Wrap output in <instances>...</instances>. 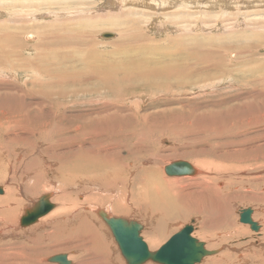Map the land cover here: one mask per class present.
Returning a JSON list of instances; mask_svg holds the SVG:
<instances>
[{"label":"rangeland","instance_id":"1","mask_svg":"<svg viewBox=\"0 0 264 264\" xmlns=\"http://www.w3.org/2000/svg\"><path fill=\"white\" fill-rule=\"evenodd\" d=\"M46 1L48 0H22L21 2L0 0V29L21 43L20 48L16 50V57L12 59L13 63L21 64L23 60L30 63L41 52L43 55H47L46 61L51 62L56 58L54 53L59 54L57 52L59 51L62 55L71 56L69 60L63 62L64 66L75 63L78 65L77 67L86 65V68L94 69L101 59L104 61L102 67L112 66L116 70H120L121 66L129 65L130 61H139L140 59L142 61L146 58L149 60L150 56L159 58L160 52L167 55L174 52L179 56L178 60L163 62L162 66H157V68L164 70L168 67H181L183 71L138 80L134 82L135 87H131V84H126L127 88L125 85H120L123 83L111 84L109 87L111 90L103 91L97 89L98 84L93 81L78 83L76 81L51 80L31 68L29 71V68H18L15 64L12 67L9 62L0 64V113H4L6 116L4 117L6 119L2 120L1 118L0 122V185H4V179L7 177L6 181L11 182V186L17 191L16 199L19 201L12 212L14 220L8 219V222L12 226L14 224L17 226L22 214L21 209L33 205V202L47 191L54 190L53 195L57 193L53 198H50L55 205L54 211L40 218L35 225H31L29 228L17 230L18 233L13 230L15 234L17 233L15 240V243L18 242L17 247L25 243L28 240L25 238L30 237V231L45 223L47 218L49 220L46 221V225L51 224L50 222L54 218L59 219L53 214L60 210L61 202L54 197L56 198L64 190L67 193L65 196L70 197L66 196L64 202L70 206H76L74 211H68V216L72 215V211L78 210L79 215L87 213L94 218L91 219L92 224L99 225L97 227L101 234L106 233L108 237L110 236L112 245L119 256L120 264H125L110 231L103 221L94 214V210L101 209L98 208L100 205L104 210L113 212V206L108 205L111 198L104 191L110 190L125 178L133 177V174L127 177L124 166L128 167L125 164L116 166L117 170H121V172H118L119 177L115 178L112 177L113 171L106 168L93 170L83 166L81 171L89 169L83 172L84 178L80 177L78 173L68 174L61 167L69 161L67 158L70 154L69 148L77 147L80 144V137L74 130L82 131L93 125L90 117L81 114L80 111L85 110L83 112L86 114L91 109L101 108L124 111L123 115L127 114L126 121L130 123V135L143 137L141 145L144 149L140 152V158L161 157L162 161L164 159L162 168L172 162L183 161L198 170V174L192 177H168L162 171V178L154 177L156 181L160 180L158 185L161 189L172 187L176 190L179 187H188L187 190H190L193 181H200L202 177L208 178L201 184L202 186L215 187V184L218 183L222 194L228 197L226 211H228L229 217L223 222H225L224 224L229 223L232 228L227 230L220 228L222 225L217 223L219 220L217 213L213 212L211 215L209 211L199 214V216H197L198 213L191 215L186 221H182L181 216L186 212L185 205L195 206L192 204L193 202H201L198 196L181 197L176 200L179 205L176 213L178 216L169 223L162 237L158 239L155 245L157 249L151 248L153 244L152 242L150 244L146 236L150 225H147L137 214L135 216L136 210H128L125 212L126 214L119 216L114 215L115 218L134 220L139 223L143 227L141 237L151 252L158 250L174 234L194 220L193 233L196 238L206 244L209 243L207 246L211 244L212 248L208 247V249L216 251L220 249L218 255L211 256L205 263L216 264V261L210 263V259L214 258L219 259L217 264H264V202L256 200V197L264 194V3L253 8L257 0H221L220 5L204 10L194 9V7L180 9L160 7L166 3V0H164L165 2L154 0V6L148 9L134 8V5H131L133 0H129L127 4L130 5L123 9H120L114 0H86L87 2H83V6L81 2L84 0H59L61 3L57 6H54V2H51L52 5H50ZM172 1L176 3L175 0ZM233 1H238L240 5L231 7L230 2ZM143 2L147 3L148 0H143ZM223 3L224 6H222ZM243 3H250V5L242 7ZM42 6L44 7L42 8ZM133 10L137 12L135 13ZM141 10L144 11L141 12ZM145 10L148 12L146 13ZM81 11L83 12L81 13ZM56 12L60 15L58 16ZM188 12L190 13L188 14ZM76 13L80 15H76ZM106 13L108 14L107 19L103 18ZM111 13L112 16L116 13V18L112 16L109 18ZM249 13L251 14L249 15ZM247 14L248 17H246ZM26 15L31 17H26ZM119 15L122 16L118 17ZM137 16L143 17L141 21L137 19L139 18ZM117 18L122 19L117 21ZM249 18L252 19L249 20ZM182 19L184 20L182 21ZM108 20L109 22L116 20L118 23L120 21L119 26L117 25L119 28L108 27L109 25L101 26V24L108 23ZM161 21L162 23H160ZM103 32L112 34L113 38L102 39L99 35ZM0 35L4 34L0 33ZM27 35H31L34 39L30 40L26 37ZM119 36H123L125 40L122 41L130 43L131 47L121 49L119 45L121 42L116 45L117 41H121ZM62 38L65 39L62 40ZM72 38L84 40L88 45L81 46L78 43L79 46L75 47ZM191 42L201 46L197 49L200 57L201 52L202 54L210 52L209 63L205 61L202 64L183 63L187 60L185 57L187 49L182 46ZM44 44L47 48L44 47V50L38 48V45L42 48ZM5 49L14 50V46L10 43V45H5ZM196 53L198 52L196 51ZM156 54L157 56H155ZM165 60L160 59V62ZM72 68L76 70V67ZM54 72L57 73L55 69ZM92 72L88 73L92 74ZM66 75L70 74L64 76ZM251 80L253 81L251 82ZM3 90L8 92L4 93ZM93 90H99V92L94 93ZM71 91L85 92V94L63 98L62 92ZM44 92L51 95L45 101L46 109L35 108V103L42 101ZM96 124L100 123L94 125ZM41 127L42 129H38ZM45 129H47L45 138L40 134L36 135L40 132L39 130ZM135 129L138 132H135ZM55 130L58 131V135L48 140ZM144 130L143 134L139 133ZM33 133L35 135L32 136ZM73 138H76L75 142H67L63 145L66 140ZM114 142L120 141L115 140ZM89 143L90 141H87L84 145L88 147ZM93 143L97 148L106 143V140L95 139ZM119 151L122 156H126L124 149L119 148ZM65 152H68L67 156ZM16 153L19 155L15 156ZM90 155L93 158H98L96 152L90 153ZM146 165H148L147 162ZM43 166L50 167L51 171L44 172ZM116 167L112 169H116ZM78 172H80L79 169ZM157 177H160V174ZM51 179L55 182L45 186V183ZM181 180L187 181L181 182ZM83 181L85 182L84 188H93L94 191L98 188L101 193L95 192L93 198L85 197L82 202L77 197ZM57 185L61 188L59 192L55 190ZM120 187L122 186L120 185ZM132 189L136 195V186L132 185ZM199 190L200 185H197L194 191ZM18 191L21 192L20 195ZM82 193L84 192L82 191ZM3 195L5 194L0 197ZM197 195H204L208 199L215 197L212 192L206 193L205 191ZM138 201L137 198L136 202L138 203ZM114 203H118V201ZM209 203L211 204V201L208 200L206 204ZM247 208L252 209L253 221L260 226L261 230L258 232L251 231L248 225L245 226L239 222V212ZM213 210L215 211V209ZM50 230L51 228L48 227L47 231ZM207 239L210 242H207ZM255 239L258 242H255ZM1 240V248L11 247V245H7V238L4 237ZM61 241V239L56 242L45 240L41 244L24 245L23 249L26 250L30 259L27 264H52L46 262L47 259L59 254H66L72 264H76L73 259L76 255L75 251L66 248L64 242ZM13 242L14 240L11 239V243ZM62 247L64 248L61 249ZM219 256L224 260L220 261ZM230 256L235 257L234 260ZM206 259L208 257L204 258L200 264H204ZM242 260H246V262H241Z\"/></svg>","mask_w":264,"mask_h":264},{"label":"bare ground","instance_id":"2","mask_svg":"<svg viewBox=\"0 0 264 264\" xmlns=\"http://www.w3.org/2000/svg\"><path fill=\"white\" fill-rule=\"evenodd\" d=\"M16 1H18V2L20 1L21 2L22 0H16ZM27 1H29V0H27ZM39 1H42V0H39ZM85 1L86 0L81 2L82 6H83V2L84 3L87 2V1L86 2ZM89 1H91V0H89ZM94 1H97V0H94ZM115 1L118 3L116 5L120 9L126 8L127 5H130V4H127L129 0H114V2ZM160 1H162V0H160ZM51 2L52 3L54 2V6L55 5L57 6V4L61 3V1H59V0L58 1H56V0H51V1L48 0V1H46V3L52 5ZM175 2L176 3H174V1H172V0H166V3L162 4V6H160V7H165L164 9H166V8H168V9L179 8L180 9V8H189V7L193 8L194 7V9L198 8V9H204L205 10L207 8L209 9L210 7H214L215 5H220L222 3L221 0H215V1H213V0H202V1L201 0H177L176 1L175 0ZM72 3H70V4H72ZM88 3H90V2H88ZM260 3H264V0H260V1L257 0L255 5H253L254 6L253 8H256ZM20 4H22V3H20ZM154 4H155L154 0H148L147 3L143 2V0H133L131 5H134L133 7L134 8L137 7L138 9H148V8L154 6ZM170 5H172V6L170 7ZM224 5L225 4L223 3L222 6H224ZM230 5H231V7L232 6L233 7H238L240 5V3H238V1H233V2H230ZM247 5H250V3H243L241 6L245 7ZM28 6H30V5H28ZM43 7L44 6H42V8ZM249 7H247V8H249ZM128 8H132V7H128ZM156 8H158V7H156ZM37 9H40V8H37ZM37 9H34V10H37ZM151 10H152V8H151ZM190 10H188V11H190ZM131 11H132V9H131ZM133 11L135 12V10H133ZM143 11L144 10H141V12H143ZM82 12L83 11H81V13ZM147 12L148 11H146V13ZM201 12H202V10H201ZM256 12H257V10H256ZM39 13H42V12H39ZM189 13L190 12H188V14ZM252 13L254 15V12H252ZM77 14L78 13H76V15ZM139 14H141V13H139ZM250 14L251 13H249V15ZM255 14H257V13H255ZM45 15H46V13H45ZM57 15L59 16L60 13H57ZM78 15H80V14H78ZM107 15L108 14L106 13L105 17H103V18L107 19ZM115 15H116V13L113 14V16H112V13H111V15H109V18H110V16L115 17ZM27 16H29V15H26V17ZM121 16L119 15L118 17H121ZM139 16H137V17H139ZM29 17H31V16H29ZM246 17H248V14H247ZM103 18L101 17V19H103ZM142 18L139 17L137 19H140V21H141ZM259 18H260V16H259ZM121 19L122 18H119V19L117 18L116 20L118 21V20H121ZM146 19H147V17H146ZM153 19H154V17H153ZM153 19H151V20H153ZM185 19H186V16H185ZM251 19L249 18V20H251ZM84 20H86V19H84ZM109 20L107 21L108 23L101 24V26H105V27L107 25H109L108 27H110V26H116L117 27V25L119 26L120 21L118 23L116 20H112L110 22H109ZM162 20H164V19H162ZM178 20H179V18H178ZM183 20L184 19H182V21ZM148 21H150V20H148ZM152 22H154V21H152ZM92 23L94 24L95 22L93 21ZM160 23H162V21ZM88 24H90V23H88ZM96 25H97V23H96ZM162 25L165 26L164 24H162ZM3 28H4V26H3ZM117 28H119V27H117ZM0 33L4 34V35H0V64H8V62H9V63H11L9 65L12 66V65L15 64V63L12 62V59L14 57H16V50L20 48L21 43H20V41H17L16 39H12L7 34L6 31L3 32V30L0 29ZM102 34H105V32H103ZM102 34H100L99 36L101 37ZM120 35H121V33H120ZM26 37L29 38L30 40L34 39L31 35H27ZM122 37L123 36L120 37L121 41H117V43L114 41L116 43V45L121 42L119 44L121 49H123L124 47H126V48L129 47V46L131 47L130 43H128L126 41H122V40H125L124 37L123 38ZM81 38H82V36H81ZM64 39L65 38H62V40H64ZM71 40H73V42H74L73 46H75V47L79 46V44L81 46L88 45V44H86V42H84V40H81V39L76 40L75 38H72ZM45 41H47L46 38H45ZM10 43H11V45L13 44L14 50H6L5 49V45H10ZM60 43H61V41H60ZM65 43H66V41H65ZM46 44H47V42H46ZM48 44H49V42H48ZM185 44L182 47L187 49L186 54H185V57H186L187 60L185 62H183V63L195 62L196 64H202L204 61L209 63V61L211 60V55L209 54L210 53L209 51H207L209 53H204L203 52V54L200 51L201 52L200 54H201V57H202L201 58L198 55L199 51L197 50L198 48L201 47V46H199V44H195L193 42H191L190 44H188V43L186 45ZM44 47L47 48V46L45 44L42 46V48L40 47V45H38L39 49H43ZM196 51L198 53H196ZM57 52L59 54L54 53L55 56H56V58L53 59L54 61H51V60H50L51 62H48L49 60L46 61V59H48L46 57L47 55H45V54L43 55L42 52H41L30 63H26L27 60H23V62H21V64L18 63V64H15V66L18 67V68H29V71H30V68H31L32 70L38 72L39 74H44L46 77H48L47 79H51V80H55L56 79V80L65 81V82L66 81H68V82L76 81L78 83L82 82V81L83 82L93 81L95 84H98L96 86L97 89H101L103 91L111 90V88H109L111 84L123 83V84H120V85H125L126 88H127L126 84H131L132 85L131 87H135L134 82H136L138 80L146 79V78H149V77H152V76H156V75L169 74V73L173 74V73H178V72L183 71V68H181V67H175V68L168 67V68H171V69L166 68L164 70L160 69V68H157V66H162L161 63H163V62L170 61V60H178L179 56L176 55L174 52L172 54H170V55L163 54V53L160 52V55H162V56L159 55V58H155V57L150 56L149 60L146 58L145 60H142V61H140L141 59L139 61L138 60L130 61L131 63L129 65L121 66L122 65L121 64L120 66L122 68L120 70H116V68L112 67V66L102 67L104 61L99 59L100 56H98L99 57L98 59H99L100 62L98 61L99 64L96 67L93 66V67H95L94 69L93 68H86V65H81V63H80L81 66L77 67L78 65H76L75 63H72V65L74 67H76V70H74L72 68L73 66L70 65L71 63L69 64V66H64L63 65V62L69 60L71 58V56H69L67 54H63L62 55V54H60L59 51H57ZM90 53H92V52H90ZM140 53H139V55H141ZM154 53H157V52L154 51ZM157 54L155 56H157ZM112 56L114 57V54ZM52 57H53V55H52ZM160 59H166V60L160 62ZM94 60H96V59H94ZM111 60H112V58H111ZM105 62H107V61H105ZM109 63H110V61H109ZM14 69H17V68H14ZM54 69L57 71V73L54 72ZM89 71L90 72L93 71L92 74L88 73ZM31 73H33V72H31ZM65 74H70V75L64 76ZM252 81L253 80H251V82ZM5 91H7V90H5ZM5 91L3 90L2 92L6 93ZM93 91H94V93L99 92V90H93ZM62 94H63V98H65V97H70V96L71 97H76V96H78L80 94H85V92L81 93V92H76V91L72 92L71 91V92H67V93L62 92ZM42 96H43L42 101H40L39 103H35V108L46 109V102L45 101L47 99H49L51 97V95H50V93L47 94L46 92H44L42 94ZM119 108L123 109L122 107H119ZM83 111H85V110H83ZM83 111H80V113L83 114V115H88L90 117V121L92 122L93 125L95 123H100V124H96L94 126L91 125L89 128H85L82 131H78V129L74 130L75 132H77V136L80 137V140H79L80 144L77 147L69 148V153L70 154L68 156H67L68 152L67 153L65 152L67 158H69V161L65 162L64 166H61L62 169L65 172H67L68 174L78 173V174H80V177H84L85 178V175H84L83 172H86L89 169L81 171V168L83 166L89 167V168H91L93 170H100L102 168H106V169H110V170L113 171L112 177L115 178V177H119V173L118 172H121V170H117L116 166L118 164H120V165L123 164V166H124V164H125L128 167V168H126L124 166L125 171H126L125 173H126L127 177L131 176L133 174V177L125 178L122 182L117 183L110 190L106 189L104 191V193L106 195L110 196V198H111V201L108 202V205H112L113 206L112 207L113 208V212L111 210H107V209L104 210L103 207H101L99 205L98 208H101V209L94 210V214H96V216H97V212L98 211H104L108 216H110V217L112 216L113 218H115L114 215L119 216L121 214H126L125 212H128V210H132V209L136 210L135 216L137 214L138 216H140L143 219V221L147 225H150L149 226V231H147L146 236L148 237L150 244L152 242L153 246L151 248H153L157 244L158 239H160L162 237V235L164 234L166 227L169 226V223L172 222L173 220H175L176 217L178 216V215H176V213H177V209H178L179 205L176 202V200L181 198V197L189 198L190 196L191 197H197L198 196V197H200L201 202H198V203L197 202L196 203L193 202L192 204H195V206L185 205L184 208H185L186 212H184L183 215L181 216L182 221L183 220L186 221L187 218L189 216H191V215H194V214L198 213L197 216H199V214H204V212L207 213V211H209V212H211V215H212L213 212L217 213V215L219 217V220H217V223L222 225L220 228H225L226 230L232 228V226H230L229 223L224 224L225 222H223L227 217H229V213H227L228 211H226V209H228V206L226 205L228 197H225L222 194V191L218 188V183L215 184V187H210V186H206V185L202 186L201 184L208 180L207 177H202L200 179V181H193L192 187H191L190 190H187V189H189L188 187L187 188L179 187V189H176V190L173 189L172 187H168L167 189H164V190L161 189L159 187V185H158V183H160V180L156 181V179H154V177L157 178V179L162 178V171H164V168H162L163 164H164V162H163L164 159L162 161L161 157H158V158H153V157L152 158H148L147 157L148 159L139 157V156H141L140 152H142L143 149H144V147L141 145V144H143V137L130 135V123H129V121H126L127 114L123 115L125 113L124 111H115L114 109H101V108L91 109L90 111L88 110L89 112H87L86 114ZM10 114H13V113L10 112ZM4 117H6L5 114L4 113H0V122H1V118H2V120L6 119ZM12 118H13V116H12ZM38 129H42V127L38 128ZM39 131L40 132H38L36 135L40 134L42 137H44L46 135L47 129L39 130ZM135 132H138V130L135 129ZM144 132H145V130L142 131V132H139V133L143 134ZM33 135H35V134L33 133L32 136ZM56 135H58V131L55 130V132L50 135L48 140L52 139ZM38 138H40V137H38ZM95 139H97L99 141L100 140H106V143H104L103 145H100V146H98L96 148L95 144L93 143V140H95ZM115 140L116 141H120V142L115 143L114 142ZM75 141H76V138L68 139V140H66L63 143V145L65 143H67V142H75ZM87 141H90L88 147L84 145ZM119 148H122V149H124L126 151V156H122L120 154ZM93 152H96L98 158L97 157L93 158L92 155H90V153H93ZM16 154L17 155H15V156L19 155V153H16ZM161 161H162V163H161ZM146 162L148 163V165H146ZM159 163H160V165H159ZM115 167H116V169H112V168H115ZM78 169L80 170V172H78ZM132 170L135 171V172H138L139 174L136 175V173L133 172ZM193 170H194V175H191L190 177L195 176V175L198 174V170L196 169V167L195 168L193 167ZM43 171L44 172H49V171H51V168L50 167H46L45 168L43 166ZM157 172H158V174H160V177H157L158 176V174H156ZM6 179H7V177L4 179L5 180L3 182L4 185H0V188H2V190H3V194H5V195H3V197H0V240H1V238H4V237L7 238L8 241L7 240H5V241H7V245L8 246L11 245V247L8 248V249H3V248L0 247V264H18V263L27 264V261H29L30 259H29V256H28V253L26 252V250L23 249L24 245H27V244H30V243L33 244V245L37 244V243L41 244V243H44L45 240L56 242V241H58L60 239L64 242V246L66 248H68V249L70 248V250L75 251L76 255H75V257L73 259H74L76 264H120L121 263L119 258H118L119 256L117 255V252H116L115 248L113 247L112 242H111V240L109 238L110 236L108 237L106 235V233H102L101 234L99 232V228L97 227L99 225H97V226L93 225L92 222H91V219L93 220L94 218L89 216L87 213L86 214L81 213L79 215L78 213H80V212H77L78 210L73 212L76 209V206L75 205L74 206H70L69 204H66L64 202V199L66 198V196L68 198H70V197L68 195L65 196L66 192L64 190L61 191V188L58 187V185L55 188V190L57 192L61 191L62 195L59 194L61 196L58 195L56 198L54 197V199L58 198L57 200H59V202H61L60 203V210L55 212L53 214V216L54 217H58L59 219L54 218V220L52 222H50L51 224H48V225H46L47 224L46 221L49 220L48 218H47L46 221H44L45 223H43V221H42V223H43L42 225H38L37 227H35L34 229H32L30 231V237L29 238L28 237L25 238L26 240L27 239L28 240L25 243L21 242L22 243L21 246L17 247L18 242L15 243V240H16V237H17V233H18L17 230H24V229H22V228L20 229L19 228L20 227L19 223H18L17 226H16V224H14L12 226L8 222V219L14 220V218L12 217V215H13L12 212H14L13 209H14V207H16V205H18L19 201L16 199L17 198L16 197L17 196V191L15 190L14 187L11 186L12 185L11 182H7ZM130 180H131V182H130ZM165 180H167V179H165ZM40 181H41V179H40ZM184 181H187V180H181V182H184ZM36 182H37V180H36ZM54 182L51 179V180L47 181V183H45V186L46 185H50V184H52ZM120 185L122 187H120ZM132 185H133V187L136 186V188H137V192H136L137 196L134 194V191L132 189ZM197 185H200V190L195 192L194 189H195V187ZM55 186H56V184H55ZM84 186H85V182L83 181V182H81V186L79 188L80 191H79L78 197H77V198H80L82 200V202H84L83 198H85V197L87 198L89 196V198H93V196H95L96 193H101L100 189H98V188L95 189V191H94L93 188H88V187L84 188ZM32 191H34V190H32ZM53 191L52 192H48L47 191V193L42 194L41 196L49 195V199L53 198V196H55L57 194L55 192L56 194L54 193L55 195H53ZM82 191L84 193H82ZM203 191H205L206 193L207 192H212L215 197L213 199H208L207 197H204V195H197V194H201ZM20 193L21 192L18 191L19 195H20ZM40 197H38V199ZM137 198L139 200L138 203L136 202ZM256 198H257L256 199L257 201L264 202V194H262V195H260V197H256ZM38 199H36V201H34L33 203H36ZM97 199H100V198H97ZM208 200L211 201V204L210 203L206 204L208 202ZM115 201H118L119 206H118V203H114ZM50 202L52 203V199H50ZM96 203H97V201H96ZM115 204H117V206H115ZM227 204H228V202H227ZM31 205L28 206V207L26 206L25 208L21 209L22 210L21 216L23 215L24 210L29 209L30 207L33 206V205L32 206ZM110 209H111V207H110ZM213 209H215V211ZM71 210H73L72 211V215L68 216V211H71ZM85 210H86V208H85ZM52 211H54V210H52ZM10 214H11V216H10ZM49 216H51V215H49ZM20 217H19V219H20ZM97 217H99V216H97ZM203 217H205V216H203ZM251 218H252V220H254L253 216H251ZM60 220H62V221H60ZM103 223H100V224L102 225ZM48 227L51 228L50 231H47ZM9 228H11V230H8ZM205 228H207V226H205ZM217 228H218V225L216 226V230H217ZM13 230L15 232H17V233L15 234V232ZM259 230H261V229H259ZM242 231L244 232L243 229H242ZM191 236L193 238H195L196 240H199V242L204 243V241H201L200 239H197L193 232H192ZM11 239L14 240L13 243H11ZM147 240H146V242H147ZM206 241L210 242V240L208 241V239ZM254 241L258 242L257 239H255ZM1 242H2V240H1ZM65 242H66V244H65ZM149 242H147V243H149ZM207 244H209V243H207ZM207 244L204 243L205 249L209 250L210 248H212L210 246L211 244L208 245V246H207ZM212 246H213V244H212ZM208 247H210V248L208 249ZM63 248L64 247H62L61 249H63ZM154 249H157V248L155 247ZM213 250H215V249H210L209 251H213ZM219 250H218V252H219ZM156 251H153V252H156ZM220 253H221V251H220ZM216 255H218V254H216ZM216 255H214V256H216ZM229 255H231V254H229ZM263 255H264V253H263ZM219 257H220V261L224 260L223 257L222 258H221V256H219ZM230 257H233V256H230ZM209 258L210 257H208V259H206L204 261V264H207L205 262L207 260L209 261ZM234 258L235 257H233V260H234ZM68 260L70 261L69 257H68ZM218 260L219 259L211 258L210 259V263H213L215 261L218 263ZM230 261H231V259H230ZM150 262H147V264H153V262L152 263H150ZM241 262H246V260H242Z\"/></svg>","mask_w":264,"mask_h":264},{"label":"water","instance_id":"3","mask_svg":"<svg viewBox=\"0 0 264 264\" xmlns=\"http://www.w3.org/2000/svg\"><path fill=\"white\" fill-rule=\"evenodd\" d=\"M102 39L113 38L112 34L101 35ZM165 175L182 177L194 175L193 167L183 161H175L164 167ZM3 190L0 188V195ZM54 208L49 195L41 196L29 209L24 210L19 219L20 228H27L35 224L40 218L47 215ZM97 216L109 229L125 264H200L206 257L214 256L218 251L205 249L204 243L191 236L194 231V220L174 234L156 252L149 251L141 237L143 227L134 220L124 218H109L104 211H98ZM252 210L243 209L239 212V222L248 225L253 232H258L259 225L251 218ZM52 264H72L66 254H59L47 259Z\"/></svg>","mask_w":264,"mask_h":264}]
</instances>
